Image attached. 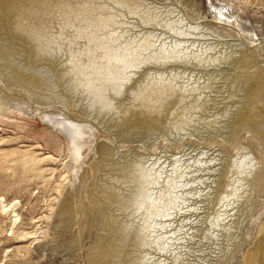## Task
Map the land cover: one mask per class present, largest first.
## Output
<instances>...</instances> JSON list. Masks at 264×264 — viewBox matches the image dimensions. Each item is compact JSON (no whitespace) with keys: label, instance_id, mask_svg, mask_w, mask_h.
<instances>
[{"label":"rangeland","instance_id":"obj_1","mask_svg":"<svg viewBox=\"0 0 264 264\" xmlns=\"http://www.w3.org/2000/svg\"><path fill=\"white\" fill-rule=\"evenodd\" d=\"M25 1L43 9L53 6L59 9L62 3H66L72 11L88 14H80L76 18L81 22L91 23L97 17L105 20L108 18L104 28L95 30L92 26L87 33L94 34V38L109 37L114 41L111 43L113 46L129 43L133 46L132 53H137L134 58L140 55L143 58V55L157 51L166 53L169 48L182 53L178 58H139L138 63L124 71L126 80L121 82V93L119 96L109 94L112 99L125 101L128 90L147 78L164 83L172 76L174 87L179 94H184L183 101L176 108H186L188 103L195 100L208 99L210 103L201 105L196 102L193 107L188 105L192 108L186 110L191 117L189 123H175L173 118H169L157 122L160 129L136 120L134 122L130 116L119 118L114 111L92 108L80 91L75 97L66 93L57 76L61 68L65 67L63 61L68 56L67 43L60 41V51L58 48L51 49L48 54H38L32 61L34 49L31 43L22 35H12L10 17L2 9L4 4L1 0L0 36H4L3 40L8 42L5 46L11 44L18 48L8 47L7 51H0V55L3 58L12 57L15 63L20 62L54 75V88L62 98L36 103L28 92L8 80L0 61V198L9 206H14L18 214L9 229L8 216L0 210V264H248L247 255L264 257V74L258 89L255 87L257 91L249 90L243 78L235 80L234 77L238 74L244 77L250 68L227 54L232 49L230 45L219 44L227 39L232 46L237 45L234 42H239L247 49L245 53L249 57L251 54V67L261 66L264 50L256 49L255 44L260 41L264 48V25L263 30L257 31V34L249 30L240 32V26L244 21L242 16L261 21L260 16H264V0H247V3L246 0H199L202 6L199 12L195 11L194 6L188 8L182 4V0H170L177 6L167 5L169 0ZM225 11L242 18L241 22L234 26L219 19ZM68 13L70 11L66 9L62 17L68 16ZM45 19L50 33L62 32L63 36L74 34L75 27L63 26L54 16ZM196 21L200 22L199 28L188 26ZM242 27L249 29L246 24ZM145 38L148 44L144 48L135 47ZM77 39L79 46L88 41L83 35ZM205 41L213 42V45L205 44ZM197 47L198 50H195ZM197 54L203 55L201 60L194 58L193 55ZM163 68L165 72L159 73L164 71ZM79 99L85 107H82L84 110L81 108L83 112L75 105ZM43 115H57L60 122L58 124L48 118L44 119ZM61 121L66 122L64 126L60 125ZM79 123L81 133L77 137L74 132L79 129ZM43 130L49 133L47 138ZM48 138L54 141L50 143ZM100 144L118 154L135 151L129 159L132 158L134 162L141 159L144 168L151 167L154 181L148 186V193L155 205L148 212L145 208L135 209V206L128 205L123 199L128 209V225L134 226L127 227V223L121 222L125 215L114 213L115 219L109 223L112 224L110 226L115 225L117 218L120 221L116 224L118 230L126 232L115 235L111 227V232L110 229L106 232L108 242L112 243L116 237L115 245L123 243V247L117 246L114 259L110 253L107 254V250H100V257H92L97 255L95 252L85 255L88 248L86 244L93 237L89 225L84 226L82 245L72 251L75 253L74 258L66 253L58 257L50 255L44 246L59 236L55 228L57 210L62 197L70 191L71 184L78 186L76 177L79 170L91 164L98 171L88 189L111 178L109 171L112 166L107 167L105 172L99 163ZM241 156L247 160L244 168L236 172L232 161ZM170 182L175 186H170ZM161 194L167 197L162 200L159 198ZM110 204L113 208L116 206L113 201ZM129 210L132 214L128 213ZM80 215L85 217L83 211ZM81 222L82 218L72 224V232L80 231ZM99 225L102 226L101 223ZM101 232L98 231L99 234ZM141 232H144L143 237H139ZM237 234L241 237L239 235L240 239L234 246L232 242ZM227 245L234 247L223 258Z\"/></svg>","mask_w":264,"mask_h":264},{"label":"bare ground","instance_id":"obj_2","mask_svg":"<svg viewBox=\"0 0 264 264\" xmlns=\"http://www.w3.org/2000/svg\"><path fill=\"white\" fill-rule=\"evenodd\" d=\"M174 1L176 2V0H174ZM239 1H241V0H239ZM175 2H172L169 0V3L167 5H170V6L175 5ZM181 3L188 6V8L191 6H194L195 11H197V12L202 10V6H201V3L199 0H182ZM246 3H247V0H246ZM3 4L4 5H3L2 9H4V11L10 17V21H11L10 22V32L12 33V35H15V36L22 35V36L26 37V39L31 43V48L34 49V50H32L34 55H31L32 61L35 60V56L37 57L38 54H41V55L48 54L51 49L53 50L54 48H58V51H60L61 50L59 48L60 47L59 46L60 41L67 43V45H68V50H67L68 56H67V59H64V61H63L65 67L61 68V70L57 73V76L59 77V80L62 82V85L65 87L66 93H68L72 97H75V96H77V92L80 91L79 93H81V96L82 95L85 96V99L89 101V104L92 108H99V109L105 110V111H114L117 113L119 118L125 117V116H130L133 118V121L136 120L139 123H144L146 125H152L151 128L156 127L158 129H160L159 128L160 125L158 126L157 122L158 123L160 121L164 122L163 120L169 119V118H173V121L175 123H177V122H181L183 124L189 123L191 121V117H190V114L188 115L186 110H191L192 108L188 107V105H191L193 107L194 104H197L196 102L201 103V105L204 103L205 104L210 103L209 102L210 100L208 101V99L200 100V101L195 100L193 102L188 103L186 108H179V107L176 108L175 106L178 105V103H180L181 101H183L184 94L178 93L177 88L174 87L172 76H170L167 81H163L164 83H161V81L159 82L157 80L147 78L142 82L140 81L141 83L139 82L140 84L138 86L133 87V88L128 90V97L126 98L125 101L112 99L111 97H109V94L111 96H119L121 93V89H120L121 82L122 81L124 82L126 80L124 71L126 69H128V67H130L131 65H135L136 63H138L137 61H140V59L143 60V59H148V58L154 59V58H165V57H172V58L176 57V58H178V57L182 56V53L180 54L179 50H176L175 48H169L166 53L163 51H157L151 55H143L144 56L143 58L141 55L134 58L137 55V53L136 54L132 53L131 48L133 46L130 45L129 43L124 44L123 46H113L112 45L114 42L113 39H111L109 37H103V36H98L97 38H94L95 37L94 34L87 33V31H89L90 27H92V26L95 27V30L104 28L105 25L107 24V22L109 21L108 18L106 20L98 18V17L93 18V20H91V23L88 21L87 22L77 21L76 18L79 17L80 14L86 15V16L88 14H84L80 11H72L70 9V6L66 3H62L63 5L61 4L62 6L59 9H58V6H53L50 9L47 7H44V9H43L40 6L32 5L29 1L23 2V0H3ZM177 4L179 5V3H177ZM175 6H177V5H175ZM160 8H162V7H160ZM66 9H68L70 11V13H68V16L62 17V16H64L63 14H64V12H66ZM187 10H186V12H188ZM239 12H241V11H239ZM242 12H243V10H242ZM243 14H245V13L243 12ZM90 15H93V13ZM149 15H150V13H149ZM47 16H51V17L54 16V18L59 20L63 24V26L69 25L73 28L75 27L74 28L75 29L74 34L72 36H70V35L63 36L62 32H60L58 34L55 32L50 33L49 32V31H51L49 29L50 27L48 28L47 20L45 19ZM242 17L244 20L242 22V25L246 24L249 29H243V27L241 25L240 26V29H241L240 32H242V31L245 32L244 30H249L252 33L254 31L256 33L257 31L263 30L264 16L263 17L260 16L261 21L256 20V19H250L249 17H244V16H242ZM169 18H171V17H169ZM176 18H177V16H176ZM219 19H223V20L227 21L228 23L235 26L241 22L242 18L239 19L238 16L225 11V12H222V15H220ZM193 22H195V21H193ZM190 25H188V26L192 29H197L201 26L200 22H197V21H196V23H193ZM0 28H1V25H0ZM233 30H235V29H233ZM176 31H178V30H176ZM235 31H237V30H235ZM249 31H246V32H249ZM85 32H86V34H84ZM184 33H186V32H184ZM82 35L88 41H86V43L84 45L79 46L77 38L81 37ZM238 35H239V33H238ZM261 35H259V36H261ZM172 36H174V35L172 34ZM254 36H256V35L254 34ZM240 37H241V35H240ZM3 39H4V36H0V51H3V52L7 51L8 47H11L13 49L18 48V47L12 46L11 44L5 46L6 44H8V42L4 41ZM213 40H215V37H213ZM231 40H235V39H231ZM225 41L226 42H219V44H223V45L228 44L231 46L232 49L227 54H229V56L232 55L233 57H236V60H240L242 62V64L247 65L248 68H250L249 69L250 72L247 75L246 74L244 75L242 73V75H244V77H241V75L238 74L234 77V79L236 80L238 78H243L244 82L248 83L249 90H251V91L253 90L254 92L257 91V90H255V87H257L256 89H258L259 83H260V78L264 74V61H263V64L261 66L256 65L255 67H251V64L249 62L251 54L249 57V54L245 53V51H247V49L242 44H240L239 42H234L237 45L232 46L230 44L229 39H227ZM206 43L213 45V42L209 43V41H205V44ZM147 44H148L147 39L145 38L141 41V43H138V45H136L135 47H137L138 49H142ZM262 46H263V43L260 41L255 44L256 49H263L264 50V48ZM195 50H198V47ZM193 56H194V58H197L199 60H201V58L203 57L202 54H197V55H193ZM48 57H49V55H48ZM0 58H1L0 61H1V65H2V71L4 72V74L6 75L8 80L11 83L20 87L21 89H23L24 91L28 92L30 94L32 100H35L36 103L42 104V103L48 102L49 100H53V99H56V100L59 99L60 100V98H62V96L60 95L58 90L54 88L55 87L54 82H53L54 81V75H52L50 73L48 74L47 72L41 71L40 69H35L33 67L30 68L28 66L20 64V62L15 63V62H13L14 58H12V57L11 58H8V57L3 58L0 55ZM136 59H139V60H136ZM175 63H177V62H175ZM181 65H182V63H181ZM195 65H196V63H195ZM61 66H63V65H61ZM252 66H254V65H252ZM199 67H200V65H199ZM227 67H228V65H227ZM232 67H234V66L232 65ZM174 68H175V66H174ZM160 69H162V68H160ZM216 69H218V68H216ZM163 70H164V68H163ZM170 70H172V69L170 68ZM219 70H220V68H219ZM229 70H230V68H229ZM205 71H207V70H205ZM214 71H216V70H214ZM142 72H144V71H142ZM151 72H152V70H151ZM158 72L163 73V72H165V70L164 71H158ZM136 73H138V72H136ZM215 73H217V72H215ZM203 74H205V73H203ZM192 77H194V76H192ZM263 77H264V75H263ZM221 87H222V85H221ZM206 95L204 97H206ZM214 98H217V97H214ZM196 99H197V97H196ZM27 100H28V98H27ZM80 101L82 102V100L79 99L78 102H76V104H75L77 109H79V110H81L82 107L85 108L84 106H82L80 104ZM263 101H264V99H263ZM217 104H219V103H217ZM48 116L43 115L44 119L48 118V120L55 121L59 124L60 121L57 120V115H54V116L48 115ZM93 117L98 119L96 116H93ZM233 117H234V115H233ZM192 120H194V119H192ZM203 120H205V119H203ZM206 121L208 122L209 120H206ZM50 123H52V122H50ZM57 123H55V125ZM65 123L66 122H62L60 125L64 126ZM68 125H71V127H73L72 123H69ZM78 126H79V129L76 132H74V135H76L77 137L81 133L80 132L81 124L79 123ZM60 127H62V126H59V128ZM111 127H112V125L110 126V128ZM127 131H128V129H126L125 132H127ZM54 134H52V135H54ZM43 135L46 136V138H47L49 136V133H46L45 130H43ZM116 136L119 137L118 132H116ZM121 138L125 139V136H122ZM48 140L50 143H52L54 141L50 138H48ZM126 140H127V138H126ZM99 151L101 152V157L99 158V163L103 166V170H106L105 172H107V169L112 166L111 167L112 169H110V171H109V172H111L110 173L111 178L105 179L106 182L104 181V182H100L99 184L97 183L95 188H89V189H91V190H89L88 186L92 185L93 176L95 177V174L98 173V171L96 169H94V167H92L91 164L89 166H87V167L85 166L84 168H81L79 170V174L76 177L78 186H73L71 184L70 191L67 192L64 195V197H62L60 208L57 210V216L58 217L56 216L57 219H56V227L55 228L57 230L56 234H58L59 236L57 238H54L53 240L46 242V244L44 243L45 244V246H44L45 250H48L50 255L58 257L59 255L66 253V255L74 258L75 253L73 254L72 251L82 245V243H83L82 241L84 239L83 238L84 226L89 225L90 229L92 231L91 234H93V237H91V240H89V242L86 244L88 246V248L86 251L87 253L85 252V255L90 254V253L94 254V252H95V254H97V255H93L92 257H94V256L100 257L102 255L100 250H107L108 251L107 254L110 253V255H112V257L114 259L115 258L114 254L117 252V249H118L117 246L123 247V243H122V245H117V244L115 245L116 237L114 238V241L112 243L108 242L109 238L106 235V232L109 229H110L109 232H111V228H113L115 230V232H114L115 235H120L121 233L123 234V232H125V231H122L121 229L118 230V227L116 226V224L119 223L120 221L117 218H116V223H114L115 225L113 227H111L112 224H109L112 220L115 219L114 213L120 212L121 213L120 216L125 215L124 216L125 219L121 220V222L123 221V222L127 223V225H126L127 227L134 226V225H128V222L126 220V219H129V215L126 214L128 209L125 208L123 199H125L126 202L129 203L128 205L135 206L134 207L135 209L145 208V210L148 212L150 210H152L153 206L155 205V204L153 205V203L149 197V193H148V186L151 184L152 181H154L153 175H152V172L150 169L151 167L150 168H144L145 166L143 167V165L141 164V159H139L138 161H135V162H134V160H132V158L130 160L129 157H132V155H133L132 153H134L135 151L133 152L130 150L129 152H124V153L118 154L115 150H113L111 148H106L103 144L99 145ZM116 154L119 155L120 157L116 156ZM136 155H139V154H136ZM139 156H142V155H139ZM144 157H145V155H144ZM119 159H122L123 161L117 162ZM246 160H247L246 157H242V156L237 157L232 161V167L235 168L236 172H238V170H241L244 168V164L246 163ZM152 164H153V162H152ZM102 166H101V168H102ZM155 169H157V168H155ZM233 176H235V175L233 174ZM233 182H235V181H233ZM169 185L175 186L173 184V182H170ZM102 188H103V192L101 191ZM166 197L167 196H165V194H161L159 196V198L162 200H164ZM210 198H211V196H210ZM110 201H113L114 204H116V206H114V208L111 207ZM0 210L7 214L8 219H9V224H10L9 229H10L18 217V214L16 213L14 206H9L8 204L4 203L2 201V199L0 198ZM106 210L108 211L107 214H105ZM82 211L84 212L85 217H82L80 215L82 213ZM155 211H156V209H155ZM135 212H137V211H135ZM247 212L249 213L250 210H248ZM128 213L132 214V212L130 210ZM65 214H67V215H65ZM155 215H157V214H155ZM80 218H82V222L79 225V226H81L80 231H78V232L75 231V233H74L71 230V227H73L72 224L76 221H79ZM100 223L102 224V226L99 225ZM93 227H94V229H93ZM59 230H61V231H59ZM75 230H77V229H75ZM99 230L102 231L101 234L98 233ZM87 233H89V232H87ZM142 234H144V232H141L139 237H143ZM239 235L240 234H237L236 238H234V240L232 242V243H234V246L239 241V239L241 237V235H240V237H239ZM48 245H51L52 247H48ZM110 245H111V247H110ZM233 247L227 245L226 252H223L224 253L223 258H225L232 251ZM112 252H113V254H112ZM102 253L105 254V252H102ZM123 255H124V253H123ZM138 255H140V253ZM246 259L248 261V264H264V257H261V256L259 258H257L256 255L255 256L247 255ZM111 260H109V261H111ZM125 260H126V258H125ZM244 263L246 264L247 262H244ZM119 264H120V262H119Z\"/></svg>","mask_w":264,"mask_h":264}]
</instances>
